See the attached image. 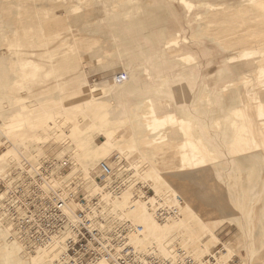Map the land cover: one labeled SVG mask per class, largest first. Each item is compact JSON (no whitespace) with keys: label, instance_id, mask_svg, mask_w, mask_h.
<instances>
[{"label":"rangeland","instance_id":"1","mask_svg":"<svg viewBox=\"0 0 264 264\" xmlns=\"http://www.w3.org/2000/svg\"><path fill=\"white\" fill-rule=\"evenodd\" d=\"M44 162L55 187L101 195L109 230L161 240L142 251L264 264V0H0V192ZM10 236L0 264L39 248Z\"/></svg>","mask_w":264,"mask_h":264},{"label":"built area","instance_id":"2","mask_svg":"<svg viewBox=\"0 0 264 264\" xmlns=\"http://www.w3.org/2000/svg\"><path fill=\"white\" fill-rule=\"evenodd\" d=\"M52 162L36 167L17 169L2 185L0 192V224L8 225L10 232L26 239L32 247H44L52 239L71 227L73 237L66 241L65 254L58 264H208L209 258L196 262L190 257L164 259L152 250L139 251L132 244L143 233V226L130 220L107 227L100 215V194L90 196L77 189L73 183L66 188L52 184ZM112 168L100 161L94 180L111 193L117 194L123 187L120 182L109 185ZM109 186H108V185ZM107 185V186H106ZM106 186V187H105ZM157 219H165L170 209L155 207ZM175 212V209H172ZM168 215V216H167Z\"/></svg>","mask_w":264,"mask_h":264},{"label":"bare ground","instance_id":"3","mask_svg":"<svg viewBox=\"0 0 264 264\" xmlns=\"http://www.w3.org/2000/svg\"><path fill=\"white\" fill-rule=\"evenodd\" d=\"M9 19V18H8ZM247 64H251L249 61H247ZM253 67V65H252ZM254 68V67H253ZM114 82L115 83H121L122 80H123V76L121 74H116L114 76ZM15 169V168H14ZM17 169V168H16ZM15 169V170H16ZM19 169V168H18ZM14 172V171H13ZM12 172V173H13ZM15 173V172H14ZM17 175V174H16ZM7 179V178H6ZM7 182V181H6ZM5 182V183H6ZM151 210V208H149ZM149 210V211H150ZM134 211H137L139 213H141L144 217L148 218L149 219V222H148V225H147V231H154V232H157L158 228H159V224L158 226L153 222V220L150 218V214H148V210H146V207H144L143 205L142 206H136V209H134ZM165 223V222H164ZM6 227L8 229H10V227L8 225H6ZM11 239H13L15 245H12L10 248L12 249V251H16V247H17V250L19 251V253H21L22 250H19L18 247L19 245L21 246V249L23 248L22 244L19 243V242H22V243H25L24 240L18 236L15 235L16 239L19 240L17 242V240L13 237V236H10ZM73 237V232H72V229L70 227V229H68L65 233V235H61V236H56L52 239V241L46 245L48 248L46 250L44 249H41L40 246H38L39 248H37L35 250V254L33 255H28V254H24L23 253V259L24 262L20 263V264H58L59 261L61 260V258L63 257V255L65 254V249H66V241L69 239V238H72ZM140 236H136L135 238H139ZM59 238V239H58ZM156 240L150 238L148 239V241L145 242V244L141 241L140 242V245H137V244H133V246L135 248H137L139 251L141 252H145V251H142L140 250L139 247H146L148 245L146 244H154L158 249H159V252L161 253L162 251L160 250L161 247H162V242L160 243L161 240H159L157 237H155ZM60 240V241H59ZM136 240V239H135ZM134 240V241H135ZM27 241V240H26ZM59 241V243H57ZM26 244V243H25ZM18 245V246H17ZM14 246V247H13ZM44 246V248L46 247ZM138 246V247H137ZM24 247H27L28 249H30L27 245H24ZM153 248V247H152ZM168 249V251L172 252L171 254L169 255H164L163 257L160 256L156 250H152L153 253H155L156 255H158L159 257L161 258H164V259H171V260H177V259H184L185 257H190L192 258L193 260H195L196 262H199L197 261L194 256L190 253H184L182 250H180L179 248H174L173 250H171L170 247H166ZM23 261V260H22ZM1 262V260H0ZM3 262L4 263H1V264H7L6 261H4L3 259ZM96 264H107V263H104V262H99V263H96Z\"/></svg>","mask_w":264,"mask_h":264}]
</instances>
